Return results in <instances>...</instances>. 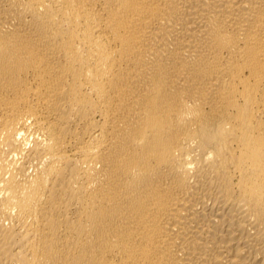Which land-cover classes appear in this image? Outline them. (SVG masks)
<instances>
[{"label":"bare ground","instance_id":"1","mask_svg":"<svg viewBox=\"0 0 264 264\" xmlns=\"http://www.w3.org/2000/svg\"><path fill=\"white\" fill-rule=\"evenodd\" d=\"M0 264H264V0H0Z\"/></svg>","mask_w":264,"mask_h":264}]
</instances>
